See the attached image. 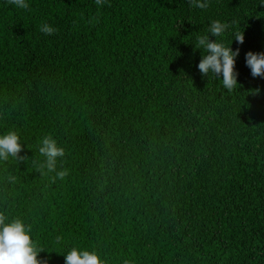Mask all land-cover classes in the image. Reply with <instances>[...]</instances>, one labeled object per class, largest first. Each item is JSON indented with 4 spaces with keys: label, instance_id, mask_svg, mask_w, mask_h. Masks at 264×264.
Segmentation results:
<instances>
[{
    "label": "trees",
    "instance_id": "1",
    "mask_svg": "<svg viewBox=\"0 0 264 264\" xmlns=\"http://www.w3.org/2000/svg\"><path fill=\"white\" fill-rule=\"evenodd\" d=\"M26 2L0 0V133L24 139L0 211L32 225L38 259L264 264V77L245 61L264 53V0ZM212 20L244 34L231 92L198 69ZM47 135L63 180L37 166Z\"/></svg>",
    "mask_w": 264,
    "mask_h": 264
},
{
    "label": "clouds",
    "instance_id": "2",
    "mask_svg": "<svg viewBox=\"0 0 264 264\" xmlns=\"http://www.w3.org/2000/svg\"><path fill=\"white\" fill-rule=\"evenodd\" d=\"M17 8L26 9L29 7L26 0H9ZM195 7L205 9L208 7V0H191ZM97 4L101 0H96ZM229 24L220 20L210 21L204 34H198L192 43L195 49L201 50V59L198 69L206 77L213 76L222 82L223 89L231 92L237 83V73L234 71L236 58L239 56V49L233 50V40L243 44V32L234 33V38L226 43L223 39L229 29ZM41 31L51 35L54 28L44 24ZM209 34L215 37L211 40ZM246 65L251 70L253 77H264V53L248 52L245 54ZM222 77V78H221ZM23 137L16 130H8L0 133V165H8L12 160L18 162V154L22 151ZM39 154L43 157L38 162L41 173L46 170L48 174L55 173L52 177L63 180L67 175L66 170L57 171L59 159L65 156V149L59 145L51 135L44 136L40 141ZM19 159H26L20 157ZM5 183H15L14 174L4 176ZM46 249L39 245L35 239L33 227L23 217L12 216L0 211V264H47L38 259L41 252ZM49 252V251H48ZM65 264H107L105 258L96 250H87L81 247H72L64 254Z\"/></svg>",
    "mask_w": 264,
    "mask_h": 264
}]
</instances>
